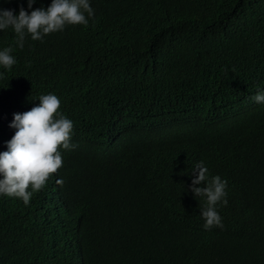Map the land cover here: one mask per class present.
Masks as SVG:
<instances>
[{
  "label": "trees",
  "instance_id": "16d2710c",
  "mask_svg": "<svg viewBox=\"0 0 264 264\" xmlns=\"http://www.w3.org/2000/svg\"><path fill=\"white\" fill-rule=\"evenodd\" d=\"M90 4L87 25L23 49L0 30L17 60L0 66V152L49 93L77 145L28 205L0 195V264H264V0ZM200 161L227 181L223 228L190 190Z\"/></svg>",
  "mask_w": 264,
  "mask_h": 264
},
{
  "label": "clouds",
  "instance_id": "9594fccd",
  "mask_svg": "<svg viewBox=\"0 0 264 264\" xmlns=\"http://www.w3.org/2000/svg\"><path fill=\"white\" fill-rule=\"evenodd\" d=\"M35 3L36 0H27L28 9H33ZM93 17L90 0H51L47 8H35L30 13L21 6L18 14L13 9L0 7V30L11 28L15 45L23 49L28 36L43 42L46 35L63 31L69 25H87ZM12 52L11 46L0 50V66L6 70L17 63ZM38 100L39 105L31 110L13 114L9 127L16 130L15 134L6 142L7 151L0 152V195L20 198L25 205L63 166L61 149L70 151L77 146L71 142L73 121L60 112V99L49 93ZM252 100L264 104V92H258ZM190 174L194 176L190 190L204 200L200 208L204 229L223 228L218 206L227 205V181L219 175L209 178L203 161L196 163Z\"/></svg>",
  "mask_w": 264,
  "mask_h": 264
},
{
  "label": "bare ground",
  "instance_id": "6f19581e",
  "mask_svg": "<svg viewBox=\"0 0 264 264\" xmlns=\"http://www.w3.org/2000/svg\"><path fill=\"white\" fill-rule=\"evenodd\" d=\"M44 211V210H43ZM11 224V223H10ZM26 224V223H25ZM43 225V224H42ZM61 225V224H60ZM32 232V231H31ZM79 239V238H78Z\"/></svg>",
  "mask_w": 264,
  "mask_h": 264
}]
</instances>
